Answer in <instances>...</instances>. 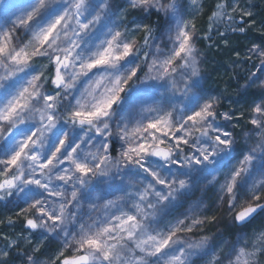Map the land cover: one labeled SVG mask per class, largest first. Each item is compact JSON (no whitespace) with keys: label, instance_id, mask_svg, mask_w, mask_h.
<instances>
[{"label":"snow or ice","instance_id":"1","mask_svg":"<svg viewBox=\"0 0 264 264\" xmlns=\"http://www.w3.org/2000/svg\"><path fill=\"white\" fill-rule=\"evenodd\" d=\"M127 3L157 13L162 27L137 25L138 42L114 0L0 5V200L23 201L25 230L60 244L47 262L20 253L23 264H261L264 226L245 230L264 214V42L245 57L258 64L240 85L256 91L239 145L244 114L221 112L206 90L202 37L185 18L200 0ZM228 7L238 5L217 3L209 20L245 32ZM201 180L239 230L223 257L212 237L185 235L218 221L200 214L213 211L204 199L178 211ZM4 239L0 264H14L19 242Z\"/></svg>","mask_w":264,"mask_h":264},{"label":"rangeland","instance_id":"2","mask_svg":"<svg viewBox=\"0 0 264 264\" xmlns=\"http://www.w3.org/2000/svg\"><path fill=\"white\" fill-rule=\"evenodd\" d=\"M205 0H200V4L203 6ZM250 1L253 0H231L227 3V5L236 6V11L233 12L231 7H228L227 10L229 13L240 15L241 11H251L253 13V10L250 6ZM20 0H0V5L4 3H18ZM187 2V0H185ZM114 4L119 7L120 11L118 12V16L123 17V23L124 25L128 26L129 31L134 32L135 39L139 42V34L142 30L137 29V25L142 24L138 14H134V17L129 19V15L133 11H136L139 9H132L128 6L127 0H114ZM261 5L264 7V0H261ZM202 10V7L196 13L195 15H187L186 19H191L195 23L196 17L200 14ZM246 17V16H245ZM249 20L246 23V27L251 28L252 30H259L263 29V22L259 21L257 18H255V15L253 13L252 17H247ZM198 32V31H197ZM253 32V31H252ZM264 34V31L262 32V35ZM22 41L26 42V37H21ZM251 39H254L253 37H249L248 40L244 39L241 40L240 43L242 45L240 46V56L246 57V54L248 53L249 47H251L253 44H260L259 42L252 41ZM262 43V41H261ZM222 46H225V44H222ZM198 47V45H197ZM199 48V47H198ZM200 49V48H199ZM201 51V71L205 76V88L208 91V93L212 95L219 96L221 98V105L219 110L221 112L224 111H231L234 112L237 117H240L243 113V118L240 119L239 124L236 125L234 131V136L236 137L238 144L243 145L244 139L243 134L244 131L249 127L247 124V116H248V105L251 104L252 100L255 98L252 93L256 91L255 89H250L248 93H244L243 90L239 89H231L228 91L225 85V82L227 77L224 75L225 73L223 71L220 72H214L210 73L209 67L206 66V60L208 59L205 54ZM236 55V54H235ZM254 62L258 64V61L255 60V57L252 59ZM208 61V60H207ZM47 60L42 58H37L34 61L35 66L40 67L43 64H46ZM255 71V69L253 70ZM50 73L48 71L45 72V75L48 76ZM54 86L50 83L46 85L47 90H51ZM225 88V89H224ZM235 124V121H233ZM116 148H119V144H116ZM218 187V186H217ZM107 198H112L111 196H108ZM203 198L205 203L208 204L210 208L213 209V211L207 212V213H200L201 215H213L215 214L218 217V221L216 223L211 224H205L201 226L200 230L195 231L194 233L185 234L187 236H191L193 239H198L201 236H209L212 237V243L213 244H219L220 247L216 248V254L220 255L221 257L224 256V254L228 251V245L231 244L233 240L236 239L238 229L229 227L230 224V216H228L223 210L215 211L214 205H216V191L215 188L212 185L206 184L205 181L201 180L196 187L193 189L191 195L184 197L181 207L178 209V211H185L188 209L189 205L192 203V201ZM8 201H11L9 203H0V249H3L5 247L6 241L4 237H7L9 240L12 241H18L20 248H24L26 252L31 253L34 256H39L41 261H49L50 259L54 258L59 250L60 244L57 241L54 240H42L39 237V233L35 235H30L27 230H17L15 232H11L10 230L2 227V215H9V216H15L18 215L21 212L22 208H26L27 204H25L23 201L19 200L17 197H11L8 199ZM175 214V213H174ZM172 216L167 217V219H172ZM261 226H264V214L259 215L248 227L245 231H247L249 234L257 228H260ZM223 241H227L228 244H225ZM30 242V243H29ZM46 242V243H45ZM46 244L45 251L42 252V254L33 252V248L40 247L42 244ZM12 249H9L11 251ZM66 255H69L70 253L66 252ZM211 259L210 256H206L203 258H195V264H208V261ZM16 264V263H14ZM225 264H227V261L225 260ZM261 264H264V260H262Z\"/></svg>","mask_w":264,"mask_h":264},{"label":"trees","instance_id":"3","mask_svg":"<svg viewBox=\"0 0 264 264\" xmlns=\"http://www.w3.org/2000/svg\"><path fill=\"white\" fill-rule=\"evenodd\" d=\"M231 0H205L202 6L200 14L196 17L195 24L198 31V34L202 37L197 45L200 50L203 51L205 56L208 58L206 60V66L209 67V72H220L223 71L227 77L225 82L226 89L230 91L231 89L243 90L240 85L244 83V78L247 76L249 71H253L252 68L253 60L247 61L244 57L240 56V43L241 40L253 37L255 42L260 40L264 42V7L261 5V0H253L250 4L253 13L259 14L257 19L263 22V29L252 30L249 27H246V23L249 20L247 17H242L241 15L231 14L235 17V25L242 26L246 29L245 32H232L228 27V23L225 19L217 20L215 23L209 20V17L212 15V12L215 10L217 3H225ZM134 14H138L142 24H148L153 26L157 30L162 27L163 21L162 18L158 16L157 13L152 12L147 14L141 10H136L129 15V19L134 17ZM211 29V30H210ZM253 31V32H252ZM205 35H210L211 39H203ZM144 36V32L141 31L139 34L140 41ZM261 41L259 43H261ZM225 44V46H222ZM239 53V56H237ZM236 54V55H235ZM225 89V88H224ZM4 202L9 203L8 200H0V203ZM9 218L14 222L12 224L8 223ZM2 227L15 232L17 230L25 231L24 228V216L23 215H2L1 216ZM46 243V242H45ZM42 244L39 254H42L46 248V244ZM26 252L24 248H14L10 251V261H14L16 264H23V260L20 256V253Z\"/></svg>","mask_w":264,"mask_h":264},{"label":"bare ground","instance_id":"4","mask_svg":"<svg viewBox=\"0 0 264 264\" xmlns=\"http://www.w3.org/2000/svg\"><path fill=\"white\" fill-rule=\"evenodd\" d=\"M205 2V1H204ZM230 2V1H229ZM228 3V2H227ZM252 2L250 1V4H251ZM227 5V4H226ZM232 14V13H231ZM254 15H255V18H257V17H259V14H257V13H255L254 12Z\"/></svg>","mask_w":264,"mask_h":264}]
</instances>
